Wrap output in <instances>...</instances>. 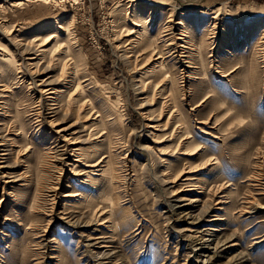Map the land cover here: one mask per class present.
<instances>
[{
	"label": "rangeland",
	"instance_id": "rangeland-1",
	"mask_svg": "<svg viewBox=\"0 0 264 264\" xmlns=\"http://www.w3.org/2000/svg\"><path fill=\"white\" fill-rule=\"evenodd\" d=\"M0 132V264H264V0H0Z\"/></svg>",
	"mask_w": 264,
	"mask_h": 264
},
{
	"label": "bare ground",
	"instance_id": "bare-ground-1",
	"mask_svg": "<svg viewBox=\"0 0 264 264\" xmlns=\"http://www.w3.org/2000/svg\"><path fill=\"white\" fill-rule=\"evenodd\" d=\"M27 2H30V1H39V0H26ZM137 20H141V18H136ZM137 33V32H136ZM49 37V36H48ZM41 38H40V36H39V38H35V40L34 41H32V42H30V41H28V42H30V44L32 45L33 43H38V42H46V41H41L40 40ZM25 40V39H24ZM15 42V41H14ZM260 43H262V42H260ZM42 47V46H41ZM15 50V49H14ZM16 54H15V52L14 53H12V60H16L17 59V57H19V62H17L16 61V63H20L21 62V64H19L17 67V69H15L14 68V66L10 63V62H6V65L4 66V68H2L1 70H2V73L4 72H7L8 74H14V71H16V70H18V72H17V74H22L23 73V70H25L26 72H27V74L30 76V77H33V76H35V75H37L38 74V72H39V70H38V68H39V65H40V61H38L37 63H32L34 60H37V58H34V57H28V59L27 60H25V56H30V53H31V50L30 49H28V48H25V49H21V48H16ZM19 52V53H18ZM37 53V52H36ZM42 54V53H41ZM68 56V55H67ZM28 62V63H27ZM189 68V67H188ZM191 69V68H190ZM40 73V72H39ZM159 74V73H158ZM177 72L176 71H168V72H166L162 77H169L170 79H171V82H173L174 80H175V78H173V77H177ZM160 75V74H159ZM20 77H22V76H20ZM48 81V80H47ZM162 81H164V82H167V80L166 79H163ZM32 83V82H31ZM40 85H43L44 86V84H40ZM49 85H51L50 83H49ZM37 86V85H36ZM46 87V86H45ZM77 87V86H76ZM81 88V87H80ZM49 89V88H48ZM42 93H45V91L42 89V90H40ZM48 91V90H47ZM74 92V91H73ZM175 90L172 88V89H170V94H171V99H172V101L174 102L175 100H176V94H175ZM49 94H55V92H54V89H49V92H48ZM78 94V93H77ZM77 98V97H76ZM40 99V98H39ZM41 101V100H40ZM82 101H84V100H82ZM67 102H69V101H67ZM82 103V102H81ZM83 104V103H82ZM67 108V107H66ZM69 110V109H68ZM60 111V110H59ZM65 111V110H64ZM24 133H25V131H24ZM0 134H1V132H0ZM68 141V140H67ZM5 147V140H3L1 137H0V149H2V148H4ZM0 152H3V150H0ZM1 155L0 156H3V154L2 153H0ZM91 165V164H90ZM3 167H0V170L2 169ZM107 172V171H106ZM106 175V174H105ZM193 202H196V200L195 201H193ZM97 210V209H96ZM181 215V214H180ZM205 262L206 261H203L202 263L203 264H205Z\"/></svg>",
	"mask_w": 264,
	"mask_h": 264
}]
</instances>
